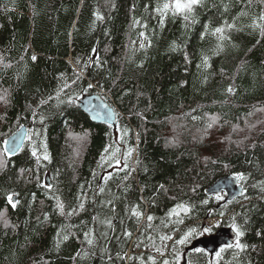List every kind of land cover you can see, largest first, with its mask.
Here are the masks:
<instances>
[{
  "label": "trees",
  "instance_id": "16d2710c",
  "mask_svg": "<svg viewBox=\"0 0 264 264\" xmlns=\"http://www.w3.org/2000/svg\"><path fill=\"white\" fill-rule=\"evenodd\" d=\"M164 2L0 0V264H264V0H202L161 23ZM94 93L115 106V129L77 108ZM244 122L252 141H220ZM239 173L240 197L205 193ZM207 217L231 229L234 217L247 248L186 251L216 232Z\"/></svg>",
  "mask_w": 264,
  "mask_h": 264
},
{
  "label": "water",
  "instance_id": "95a60500",
  "mask_svg": "<svg viewBox=\"0 0 264 264\" xmlns=\"http://www.w3.org/2000/svg\"><path fill=\"white\" fill-rule=\"evenodd\" d=\"M77 106L89 119L96 124L117 126V117L115 111L100 94L84 95L77 100ZM28 135L27 127L22 126L15 133L10 135L4 142V150L10 157L15 156L22 148ZM48 184L49 175L45 180ZM239 179L231 175L219 178L215 183L206 189L208 196L219 195L222 192L226 194L224 202L232 201L243 193V187L238 184ZM17 200V197H13ZM236 240L235 232L231 228L219 229L215 234L195 239L186 251L194 249H203L210 255H214L221 246L233 244Z\"/></svg>",
  "mask_w": 264,
  "mask_h": 264
},
{
  "label": "snow or ice",
  "instance_id": "6c2138e0",
  "mask_svg": "<svg viewBox=\"0 0 264 264\" xmlns=\"http://www.w3.org/2000/svg\"><path fill=\"white\" fill-rule=\"evenodd\" d=\"M202 2V0H166V2L163 3V5L161 7H158L156 10L157 12H159L161 14V23H163V17L166 16L169 12H171V14L173 16L176 15H182L184 17L185 20H188L191 16V14L194 11L195 6L199 5ZM243 14V13H242ZM98 19H102L103 17L97 15ZM260 20L264 21V15H262L260 18ZM228 27H233V25H228ZM253 27H260L261 29V35H264V25H256L254 24ZM215 33L220 34L219 35V39L221 41H223L224 39H227V37L223 34L224 33V29L223 28H216ZM141 35L143 36L144 34L141 33ZM144 45L141 44V48H143ZM33 60L36 59L35 56L32 57ZM77 63H79V60L77 61ZM86 66V65H85ZM79 75H77V79H79ZM73 83H75V81H73ZM65 87H67V85H65ZM89 88L92 87L91 84L88 85ZM232 89L229 88V92H231ZM59 95V94H58ZM51 99V98H50ZM0 101H3L5 103H7V97L6 96H0ZM47 101H41V103H46ZM33 115L35 116V113H33ZM41 122H43V117H41ZM209 127H211V125H209ZM131 151V150H130ZM130 151H129V155H130ZM33 155L35 156L36 153L33 152ZM44 159H49V157L47 155L44 156ZM127 166V165H125ZM237 177L240 180H245L246 177L244 176V174L239 173L236 174ZM163 187V186H161ZM101 191H103V189H101ZM223 197L221 196H217V199H222ZM8 199V203L11 204V206L13 208L16 207V205L19 203L18 200H14L13 199V194H9V196L7 197ZM204 203H207V201H204ZM58 208L60 209L61 214H64V206L63 204L58 202ZM81 208H83V205H80ZM177 208L183 209L184 212L188 211V208L185 205H177ZM75 210H73L74 212ZM69 215L72 214V212L68 213ZM171 214H177L176 209L171 210L170 215ZM133 215L139 217L142 215V213L138 212V211H134ZM221 215H223V213H221ZM0 219L3 220V223L5 225V227L8 226V221L7 219L4 218V213L0 212ZM153 218L151 216L148 217V220L151 221ZM107 223L110 225L111 221H107ZM232 229L235 232V237H236V241L235 244H227L225 247L227 248H232L235 247L237 249H239L240 251H244L247 248V245L240 243V237H242L244 235V232L241 230V226H238L235 223V218L233 217V224H232ZM204 231L208 232L211 231V228H205ZM127 235H130V233H126ZM187 237H184L182 239H180L179 241H177V243H184L185 239ZM64 240H67L68 237L64 236L63 237ZM85 239L87 241L88 244H92L93 243V239L91 238V232L89 233H85ZM161 239H171V237H161ZM221 251H223V249H221ZM220 253H217V256H219ZM164 264H168L167 261L164 262Z\"/></svg>",
  "mask_w": 264,
  "mask_h": 264
},
{
  "label": "rangeland",
  "instance_id": "374dc122",
  "mask_svg": "<svg viewBox=\"0 0 264 264\" xmlns=\"http://www.w3.org/2000/svg\"><path fill=\"white\" fill-rule=\"evenodd\" d=\"M113 108L115 109V106L113 105ZM117 109V108H116ZM117 111H118V113L119 114H121L120 113V111L117 109ZM117 117V116H116ZM174 121H177V119H175V118H173L172 120H170V122H169V124L170 125H172V126H174ZM178 122V121H177ZM214 128L216 129V130H214V131H212L211 133H214L216 136H218L219 134H220V132L218 131V128L216 127V125H214ZM209 133V132H208ZM210 134V133H209ZM247 136V126H246V123L244 122V126L243 127H234L233 129H232V131H229V132H226L223 136H220V137H218L219 139H220V141L222 142H224V143H226V145H228L229 143H231V142H233L234 140H236L238 137H242V136ZM186 136H188V137H196V131H194V130H191V129H188V131H187V134H186ZM202 136H203V138L205 139V143L207 142V143H212L214 140L213 139H211L210 138V136L207 134V133H202ZM254 135H250V136H247V137H249L250 139H251V141H252V139H254V137H253ZM213 138L215 139V138H217V137H215V136H213ZM250 141V142H251ZM211 186V185H210ZM210 186H208V187H210ZM207 187V188H208ZM206 188V189H207ZM206 189H205V193H206ZM219 196H221V197H223L222 198V200L225 198V194H221V195H219ZM203 222L204 223H206V222H208V219L206 218V219H204L203 220ZM213 225H216L215 223H212ZM205 225V224H204ZM158 258H160V256H158Z\"/></svg>",
  "mask_w": 264,
  "mask_h": 264
},
{
  "label": "bare ground",
  "instance_id": "6f19581e",
  "mask_svg": "<svg viewBox=\"0 0 264 264\" xmlns=\"http://www.w3.org/2000/svg\"><path fill=\"white\" fill-rule=\"evenodd\" d=\"M99 94H100V93H99ZM77 108H78V107H77ZM30 127H31V124H29V128H30ZM26 139H27V138H26ZM23 146H24V145H23ZM4 151H5V150H4ZM20 151H21V150H20ZM20 151H19V152H20ZM17 154H18V153H17ZM17 154H16V155H17ZM9 157H10V156H9ZM49 174H50V173H49ZM50 178H51V177H50ZM51 183H52V182H51ZM45 185H47V184H45ZM131 195H132V194H131ZM188 246H189V245H188ZM195 250H196V249H195Z\"/></svg>",
  "mask_w": 264,
  "mask_h": 264
},
{
  "label": "built area",
  "instance_id": "2783aa9c",
  "mask_svg": "<svg viewBox=\"0 0 264 264\" xmlns=\"http://www.w3.org/2000/svg\"><path fill=\"white\" fill-rule=\"evenodd\" d=\"M213 223V222H212Z\"/></svg>",
  "mask_w": 264,
  "mask_h": 264
}]
</instances>
